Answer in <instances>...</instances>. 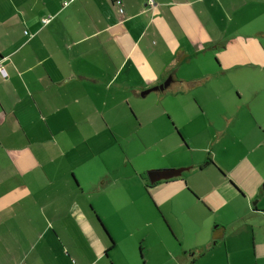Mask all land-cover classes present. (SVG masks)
Segmentation results:
<instances>
[{
  "label": "crops",
  "instance_id": "crops-1",
  "mask_svg": "<svg viewBox=\"0 0 264 264\" xmlns=\"http://www.w3.org/2000/svg\"><path fill=\"white\" fill-rule=\"evenodd\" d=\"M0 65L7 73H0V264H264V218L255 205L214 225L224 227L221 241L212 230V251L221 254L203 263L200 250L166 253V234L152 231L157 240L150 242L145 229L154 223L139 212H128L118 238L99 197L89 198L106 191L104 157L118 156L119 130L164 122L142 154L164 155L152 169L184 166L178 145L160 147L164 137L176 141L167 121L178 122L174 107L183 109L168 97L210 83L229 66L264 67V0H0ZM169 77L167 88L152 91L156 98L141 96ZM207 161L183 168L202 171ZM218 168L225 180L218 190L197 191L216 208H231L235 198L252 203L263 192L264 176L241 182ZM119 171L131 170L126 163ZM241 171L257 174L251 165ZM184 172L154 186L141 178L161 206L185 191ZM89 202L114 240L108 253L109 240L86 214ZM137 245L154 257L148 262L142 251L139 262ZM118 248L121 259L110 256Z\"/></svg>",
  "mask_w": 264,
  "mask_h": 264
},
{
  "label": "rangeland",
  "instance_id": "rangeland-1",
  "mask_svg": "<svg viewBox=\"0 0 264 264\" xmlns=\"http://www.w3.org/2000/svg\"><path fill=\"white\" fill-rule=\"evenodd\" d=\"M213 63L215 67L218 66L215 58ZM225 69L228 70L218 73L210 83L200 84L194 89L184 88L178 96L168 97L177 98L182 102L183 109L174 107L173 113L183 127L178 122L172 125V122L168 120L176 140L174 142L177 143L175 144L169 137H164L160 147L172 151L178 145L179 149L174 151L182 156V160L184 159V166L180 168L189 167L190 163L205 165L208 159H212L213 163L202 171L184 172L187 176L185 191L171 195L164 204L160 203L161 206H158L156 202V189H150L149 194L141 176L145 173L149 181L148 172L160 170L152 168L160 165L164 155L156 150H149L143 154L142 151L143 142L148 138L152 139L156 130H165L164 122L150 126L144 125L142 131L137 128L132 133L118 131L121 137L124 135L120 144L116 146L118 156L104 157V160L109 162V167H102L101 172L103 185L106 186V191L102 193L103 198L99 193L92 194L91 197L89 194L86 195V198L99 197L98 203L108 215V222L113 230L117 231L118 238L122 236L121 221L126 225V222L131 220L128 212L133 214L139 212L145 219L153 222V226L159 230L154 229L153 226L145 229V231L148 230L150 242L157 240L152 236V231L162 238L166 234L168 245H163L161 242L162 246H167L166 253L169 254L172 249H177L196 255L197 250H200V253L203 251L204 254L203 258L201 257L202 262L207 263L214 258L215 254L219 256L221 254L219 250H222L221 248L212 251L214 246L212 230L215 224L223 225L221 222H225V219L232 216L234 211L244 213L248 206L253 205L260 211L255 212V215L258 218H264V183L263 192L258 193L252 203L248 198H235L230 203L231 208L227 207V204L216 208L217 202L210 204L198 194V192L210 194L218 190L222 180L225 182L222 178L223 173L218 167H221L230 178L235 173L241 182H245L246 179L254 181L259 176H264V67L251 68L243 65L229 66ZM168 90L172 91L173 87ZM157 94L152 92L146 98L152 100ZM111 138L114 140L113 134ZM101 141L103 140H95L97 144ZM126 163L129 165L130 173L120 172V168ZM248 165L253 166L257 174H253L252 171H241ZM107 197L115 203V209L109 208L105 200ZM92 205H94L93 202L88 203L86 214H89L103 234L95 216L97 212L91 208ZM134 225L139 227L137 223ZM142 236L143 232H140L136 237L141 239ZM103 237L108 239L105 234ZM142 247L144 257L147 250L144 245ZM182 247L186 250H182ZM140 248L141 245H137L136 259L143 262L140 260L142 252L139 251ZM151 249L153 247L150 246ZM123 253L124 251L118 248L110 256L113 257L116 254L121 259ZM146 253L149 254L146 256L149 262L155 252L148 250ZM107 260L111 264L110 260Z\"/></svg>",
  "mask_w": 264,
  "mask_h": 264
},
{
  "label": "water",
  "instance_id": "water-1",
  "mask_svg": "<svg viewBox=\"0 0 264 264\" xmlns=\"http://www.w3.org/2000/svg\"><path fill=\"white\" fill-rule=\"evenodd\" d=\"M171 77H169L162 85L151 88L141 93V96H146L152 91L155 90H164L167 88L171 82ZM188 170V168L181 169H167V170H151L148 172L147 177L151 185L161 181H168L174 178L180 177L184 171Z\"/></svg>",
  "mask_w": 264,
  "mask_h": 264
},
{
  "label": "trees",
  "instance_id": "trees-1",
  "mask_svg": "<svg viewBox=\"0 0 264 264\" xmlns=\"http://www.w3.org/2000/svg\"><path fill=\"white\" fill-rule=\"evenodd\" d=\"M179 135L181 136V134L179 133ZM183 142H184V139H183ZM213 161L208 159L207 161V164L206 165H210L212 164ZM170 181H173V180H170ZM158 183H155L154 185H157ZM152 185V186H154ZM148 189H150L151 187L150 186H147ZM96 219H97V222L98 224L100 225V227L102 228V231L103 233L105 234V236L108 238L109 240V245H108V248H107V251L106 253L110 252L113 247H114V240L112 239V237L109 235L107 229L105 228L104 224L102 223L101 219L96 215ZM214 236L216 237L215 239L217 241H221L223 239V236H224V227L223 226H216V228H214Z\"/></svg>",
  "mask_w": 264,
  "mask_h": 264
},
{
  "label": "built area",
  "instance_id": "built-area-1",
  "mask_svg": "<svg viewBox=\"0 0 264 264\" xmlns=\"http://www.w3.org/2000/svg\"><path fill=\"white\" fill-rule=\"evenodd\" d=\"M117 4H120V1H117ZM48 21L49 20L45 19L44 23H47ZM0 73L3 74V76H7V73L5 72V69L1 65H0Z\"/></svg>",
  "mask_w": 264,
  "mask_h": 264
}]
</instances>
